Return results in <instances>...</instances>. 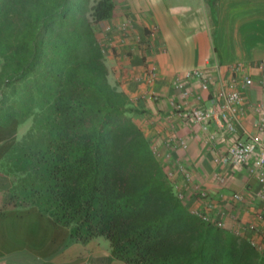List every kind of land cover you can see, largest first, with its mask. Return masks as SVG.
<instances>
[{
  "label": "trees",
  "instance_id": "1",
  "mask_svg": "<svg viewBox=\"0 0 264 264\" xmlns=\"http://www.w3.org/2000/svg\"><path fill=\"white\" fill-rule=\"evenodd\" d=\"M113 0H0L2 188L124 264H264L250 240L191 212L110 84L94 25Z\"/></svg>",
  "mask_w": 264,
  "mask_h": 264
},
{
  "label": "crops",
  "instance_id": "2",
  "mask_svg": "<svg viewBox=\"0 0 264 264\" xmlns=\"http://www.w3.org/2000/svg\"><path fill=\"white\" fill-rule=\"evenodd\" d=\"M113 2V16L94 25L108 80L138 110L134 122L165 172L173 174L170 181L177 194L189 211L208 215L235 235L260 241L264 200L258 196L262 187L251 172L252 163L231 168L216 164L214 158L225 151L230 139L245 141L257 132L253 106L264 103V0ZM153 27L157 33L149 38L147 31ZM145 63L158 69L152 85L136 79L142 77ZM233 64H240L243 77L252 80L243 91L244 115L232 135L213 123L209 133L218 138L211 142L199 126L179 119L172 103L207 107L212 96L201 92L196 81L188 84L189 94L184 96L172 89L171 81L176 73L192 69L203 70L214 80L217 65L221 80L228 82ZM151 93L158 99H149ZM9 135L10 127H0V145L8 142ZM216 175L223 177L222 184ZM2 181L0 177V264H124L111 256L110 245L103 238L82 244L37 209L16 206ZM200 191H207L208 198L202 199ZM238 192L244 195L242 203L231 200Z\"/></svg>",
  "mask_w": 264,
  "mask_h": 264
},
{
  "label": "built area",
  "instance_id": "3",
  "mask_svg": "<svg viewBox=\"0 0 264 264\" xmlns=\"http://www.w3.org/2000/svg\"><path fill=\"white\" fill-rule=\"evenodd\" d=\"M105 30L109 31V28L106 27ZM156 33L157 28L153 27L147 31L146 35L151 38L155 36ZM214 69H216L214 74L215 81L212 80V76H208L200 69L176 73L171 81L172 89L184 96L189 94L186 87L192 81L198 82L201 92L212 96L213 102L207 107L203 105L186 107L181 103H172L173 110L178 118L199 126L211 142L216 141L218 138L214 134L209 133V128L213 123L229 135L236 132V128L244 115L245 98L243 96V91L252 84L250 78L243 77V67L240 64H233L229 67L231 79L228 82L221 80L217 65L214 66ZM158 76L157 67L153 64L145 63L142 77L136 79H143L147 85H152L157 81ZM239 78L241 79L240 81ZM148 98L152 100L158 99L155 93L149 94ZM253 111L258 117L255 124L256 134L250 136L245 141L239 138L234 140L230 139L225 151L214 158V162L216 164L228 165L231 168H238L251 162V172L255 175L258 183L262 187L258 196L261 200H264V103L253 106ZM178 143L181 148H186V143L184 141H179ZM166 174L169 180L173 176L171 171ZM184 174L185 177L189 175L186 171H184ZM215 178L218 184L224 182L223 177L220 175H216ZM198 195L202 199L208 198L207 191H200ZM178 196L182 199L181 194H178ZM244 199V195L239 192L234 193L231 197V200L236 203H242ZM197 214H200L206 221L213 222L208 215H203L201 213ZM250 242L257 251L264 252V234H261L260 241Z\"/></svg>",
  "mask_w": 264,
  "mask_h": 264
},
{
  "label": "rangeland",
  "instance_id": "4",
  "mask_svg": "<svg viewBox=\"0 0 264 264\" xmlns=\"http://www.w3.org/2000/svg\"><path fill=\"white\" fill-rule=\"evenodd\" d=\"M29 126H30V121H27L24 124L20 125L16 129L10 128L9 140L7 143L5 142V144L2 143L0 145V154H2V148H4V146L6 148L8 146V143H10V142L12 143V142H15L16 140H18L26 132V130L28 129ZM163 166L167 167L164 163H163ZM166 170L168 171V169H166ZM166 173H168V172H166ZM102 240H104L105 243L109 244V242L107 240H105V239H102Z\"/></svg>",
  "mask_w": 264,
  "mask_h": 264
}]
</instances>
